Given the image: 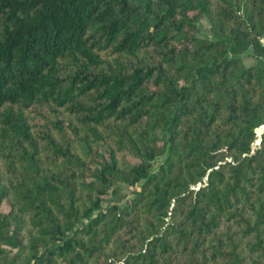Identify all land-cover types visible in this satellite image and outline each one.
Listing matches in <instances>:
<instances>
[{
	"label": "trees",
	"instance_id": "obj_1",
	"mask_svg": "<svg viewBox=\"0 0 264 264\" xmlns=\"http://www.w3.org/2000/svg\"><path fill=\"white\" fill-rule=\"evenodd\" d=\"M263 124L264 0H0V264H264Z\"/></svg>",
	"mask_w": 264,
	"mask_h": 264
},
{
	"label": "rangeland",
	"instance_id": "obj_2",
	"mask_svg": "<svg viewBox=\"0 0 264 264\" xmlns=\"http://www.w3.org/2000/svg\"><path fill=\"white\" fill-rule=\"evenodd\" d=\"M207 26H206V21H205V19L204 18H202L201 19V23H200V30H201V32L202 33H205V32H207ZM264 125V124H263ZM260 128H261V126H260ZM120 185V187L122 188V191L123 192H126V191H128L129 189H130V186L129 185H127V184H119ZM4 208H7V206L6 205H4L3 206Z\"/></svg>",
	"mask_w": 264,
	"mask_h": 264
},
{
	"label": "water",
	"instance_id": "obj_3",
	"mask_svg": "<svg viewBox=\"0 0 264 264\" xmlns=\"http://www.w3.org/2000/svg\"><path fill=\"white\" fill-rule=\"evenodd\" d=\"M263 129H264V125L261 126V128H260V126L255 128V131L258 134V138L253 141V144H252L253 147H255V145L259 143V141H260V134L263 131Z\"/></svg>",
	"mask_w": 264,
	"mask_h": 264
}]
</instances>
